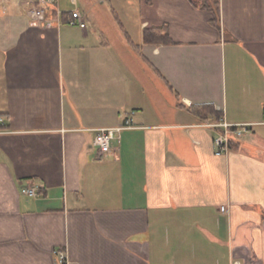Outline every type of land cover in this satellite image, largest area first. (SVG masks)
I'll use <instances>...</instances> for the list:
<instances>
[{
    "label": "crops",
    "instance_id": "1",
    "mask_svg": "<svg viewBox=\"0 0 264 264\" xmlns=\"http://www.w3.org/2000/svg\"><path fill=\"white\" fill-rule=\"evenodd\" d=\"M30 1L0 11V264H264V0H219L220 28L189 0H71L86 29ZM220 123L247 130L217 155Z\"/></svg>",
    "mask_w": 264,
    "mask_h": 264
},
{
    "label": "built area",
    "instance_id": "2",
    "mask_svg": "<svg viewBox=\"0 0 264 264\" xmlns=\"http://www.w3.org/2000/svg\"><path fill=\"white\" fill-rule=\"evenodd\" d=\"M32 5L31 15L33 18L39 22L48 21V12L53 9L57 4V0H31ZM68 13V18L65 20V23L72 27H77L81 29L87 28V16L79 9L71 10ZM132 114V113H131ZM3 123V119L0 120ZM211 127H221L224 129V132L220 133L215 138V146L217 155H221L223 151L229 150L230 142L233 140L231 135L234 133L236 135H241L243 131L247 130V126H236L233 129V126L227 123L220 124H210ZM134 127V123L131 117H127L123 124L117 127L103 128L97 131L96 137L94 139V145L98 148L101 154L109 153L112 149V143L116 137L117 133L125 129H130ZM23 194L39 197L40 193L37 188H24L22 190ZM61 264L67 262V258L63 252L57 253Z\"/></svg>",
    "mask_w": 264,
    "mask_h": 264
},
{
    "label": "trees",
    "instance_id": "3",
    "mask_svg": "<svg viewBox=\"0 0 264 264\" xmlns=\"http://www.w3.org/2000/svg\"><path fill=\"white\" fill-rule=\"evenodd\" d=\"M148 4L152 3V0H145ZM201 0H189V2L195 7L203 10H207L208 12H211L212 18L210 19V22L213 26L220 28V1L214 0L213 4L209 3V0H202V2H199ZM55 12L53 10L52 14ZM115 17L119 24L122 26V23L120 21L119 16L115 13ZM64 18H68V13L64 14ZM123 27V26H122ZM128 36V35H127ZM129 38V37H128ZM144 40L146 43L151 44H157V43H171L172 39L170 36V29L169 26L166 24L159 25V26H152L148 27L144 30ZM129 42L137 49H140L139 45L134 44L130 38ZM194 112L197 114V116L201 119H207L209 116L215 114V112H209L207 107L204 108H196L194 109ZM231 146L235 143L234 140L231 142Z\"/></svg>",
    "mask_w": 264,
    "mask_h": 264
},
{
    "label": "rangeland",
    "instance_id": "4",
    "mask_svg": "<svg viewBox=\"0 0 264 264\" xmlns=\"http://www.w3.org/2000/svg\"><path fill=\"white\" fill-rule=\"evenodd\" d=\"M106 1H107V3L109 5H111V6H113V5L116 6L117 5L119 7V9H120V1L121 0H106ZM132 1H133L134 6H136V0H132ZM199 2H202V0L199 1ZM57 3L60 4L62 9H68V10H74L75 9L74 5L71 3V0H57ZM209 3L213 4L214 0H209ZM4 7H7V8L9 7L10 12L14 11L18 15H22L23 14L25 7L29 8V6L24 5V0H0V11H2V9ZM32 10L33 9H32V6H31L30 12ZM123 16L126 18V13L123 12ZM110 19H111V17H110ZM104 21H105V19H104Z\"/></svg>",
    "mask_w": 264,
    "mask_h": 264
}]
</instances>
